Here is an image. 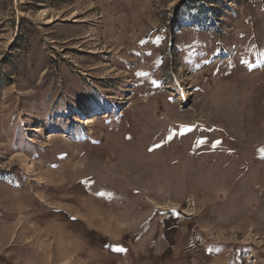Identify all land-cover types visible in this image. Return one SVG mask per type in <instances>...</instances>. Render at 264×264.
<instances>
[{"label": "rangeland", "instance_id": "obj_1", "mask_svg": "<svg viewBox=\"0 0 264 264\" xmlns=\"http://www.w3.org/2000/svg\"><path fill=\"white\" fill-rule=\"evenodd\" d=\"M79 213L264 264V0H0V264Z\"/></svg>", "mask_w": 264, "mask_h": 264}, {"label": "crops", "instance_id": "obj_2", "mask_svg": "<svg viewBox=\"0 0 264 264\" xmlns=\"http://www.w3.org/2000/svg\"><path fill=\"white\" fill-rule=\"evenodd\" d=\"M79 215L63 222L62 234L69 242V264H224L213 249L204 246H199L194 254L180 253L185 245L167 241L164 228L161 235L159 229L157 233L136 235L132 229L117 227L106 219L101 221L96 214L89 218ZM167 234L172 235L169 231ZM117 246L126 251H115ZM186 246L190 249L192 244Z\"/></svg>", "mask_w": 264, "mask_h": 264}, {"label": "bare ground", "instance_id": "obj_3", "mask_svg": "<svg viewBox=\"0 0 264 264\" xmlns=\"http://www.w3.org/2000/svg\"><path fill=\"white\" fill-rule=\"evenodd\" d=\"M160 97H162V95H160ZM164 101V104H166V98L162 99ZM159 103V102H158ZM163 104V103H162ZM165 106H168L167 104ZM167 115H168V121H171V120H177V121H180V119H177L179 118L180 116V112L177 108V105L176 104H173L171 106H169L168 110H167ZM150 121V120H149ZM95 122V120H93V118H88L87 120V124H91ZM150 123V122H149ZM148 123V124H149ZM148 126V125H147ZM53 133V132H52ZM55 136V134H51L50 137H53ZM254 136L255 138H258L259 139V133L258 132H254ZM257 139V140H258ZM171 149L173 147H170ZM252 164V163H251ZM203 167V166H202ZM202 167L200 165H198L197 167H195V170L194 171H191L189 176H188V179H198L197 177V174L200 173V171L202 170Z\"/></svg>", "mask_w": 264, "mask_h": 264}, {"label": "snow or ice", "instance_id": "obj_4", "mask_svg": "<svg viewBox=\"0 0 264 264\" xmlns=\"http://www.w3.org/2000/svg\"><path fill=\"white\" fill-rule=\"evenodd\" d=\"M114 250L117 251V252H125L126 251V249H124L122 247H119V246L115 247Z\"/></svg>", "mask_w": 264, "mask_h": 264}]
</instances>
